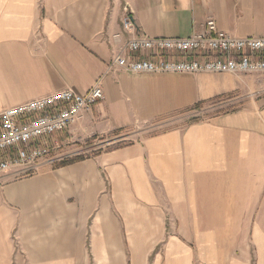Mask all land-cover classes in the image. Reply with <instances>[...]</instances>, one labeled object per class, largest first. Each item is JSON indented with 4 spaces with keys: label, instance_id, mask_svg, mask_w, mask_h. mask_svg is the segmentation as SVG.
Listing matches in <instances>:
<instances>
[{
    "label": "crops",
    "instance_id": "obj_1",
    "mask_svg": "<svg viewBox=\"0 0 264 264\" xmlns=\"http://www.w3.org/2000/svg\"><path fill=\"white\" fill-rule=\"evenodd\" d=\"M210 18L232 35L264 36V0H0V110L100 82L105 98L67 130L83 138L251 88L232 73L110 68L130 38L188 37ZM39 165L0 176V264H264V98Z\"/></svg>",
    "mask_w": 264,
    "mask_h": 264
},
{
    "label": "built area",
    "instance_id": "obj_2",
    "mask_svg": "<svg viewBox=\"0 0 264 264\" xmlns=\"http://www.w3.org/2000/svg\"><path fill=\"white\" fill-rule=\"evenodd\" d=\"M122 23L125 30H136L131 8H125ZM110 68L130 74L264 73V36H235L210 18L188 37H132ZM104 98L96 82L85 93L67 88L0 110V176L18 167L38 170L40 159L49 153L47 140L59 146L56 134Z\"/></svg>",
    "mask_w": 264,
    "mask_h": 264
},
{
    "label": "rangeland",
    "instance_id": "obj_3",
    "mask_svg": "<svg viewBox=\"0 0 264 264\" xmlns=\"http://www.w3.org/2000/svg\"><path fill=\"white\" fill-rule=\"evenodd\" d=\"M239 76L242 84H248L251 88L248 86L237 87L231 92L223 93L188 108L158 118L141 120L132 127L114 131V133L92 132L82 138L75 136L74 130L67 132L69 127L63 133L56 134V138L62 140L59 146L54 145L53 140H47L49 153L39 162L47 164L50 169L57 168L65 160L79 161L94 156L100 151L145 139L170 129L185 128L194 122L210 120L223 114L241 110L247 107L249 102L264 98V73H247ZM225 81L229 82L230 78H225ZM16 169L18 171L14 177L30 176L42 170L40 167L38 170L26 167Z\"/></svg>",
    "mask_w": 264,
    "mask_h": 264
},
{
    "label": "trees",
    "instance_id": "obj_4",
    "mask_svg": "<svg viewBox=\"0 0 264 264\" xmlns=\"http://www.w3.org/2000/svg\"><path fill=\"white\" fill-rule=\"evenodd\" d=\"M75 162V161H74ZM71 163H73V162H71V161H67V160H65V161H63L59 166H65V165H68V164H71Z\"/></svg>",
    "mask_w": 264,
    "mask_h": 264
}]
</instances>
